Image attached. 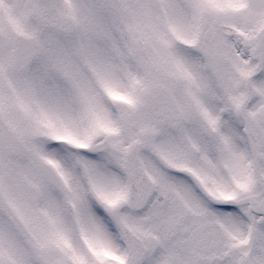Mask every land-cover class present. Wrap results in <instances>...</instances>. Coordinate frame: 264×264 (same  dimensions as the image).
Here are the masks:
<instances>
[{
    "label": "snow or ice",
    "instance_id": "6c2138e0",
    "mask_svg": "<svg viewBox=\"0 0 264 264\" xmlns=\"http://www.w3.org/2000/svg\"><path fill=\"white\" fill-rule=\"evenodd\" d=\"M0 264H264V0H0Z\"/></svg>",
    "mask_w": 264,
    "mask_h": 264
}]
</instances>
